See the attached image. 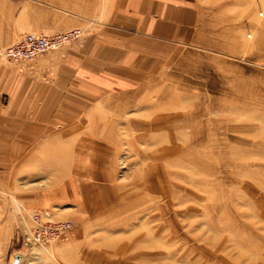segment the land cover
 <instances>
[{
	"label": "rangeland",
	"instance_id": "rangeland-1",
	"mask_svg": "<svg viewBox=\"0 0 264 264\" xmlns=\"http://www.w3.org/2000/svg\"><path fill=\"white\" fill-rule=\"evenodd\" d=\"M44 1L0 0V46L42 33L26 28ZM198 2L194 42L138 91L69 113L84 142L45 160L0 157V234L11 220L14 234L0 264H264V0ZM46 222L71 227L48 245L30 232Z\"/></svg>",
	"mask_w": 264,
	"mask_h": 264
},
{
	"label": "crops",
	"instance_id": "crops-1",
	"mask_svg": "<svg viewBox=\"0 0 264 264\" xmlns=\"http://www.w3.org/2000/svg\"><path fill=\"white\" fill-rule=\"evenodd\" d=\"M44 2L46 8L37 18L32 19L28 10L33 25L26 29L46 34L73 28L84 32L23 66L0 62V102L1 97L8 99L0 111L10 113L16 127L11 142L17 144L11 154L0 152V157L45 160L60 144L84 142L83 120L69 113L81 112L83 118L99 109L106 96L138 91L173 48L194 42L202 13L198 0ZM31 142L37 143L36 149L23 151L19 145ZM18 200L25 205L24 198ZM11 215L17 217L13 211ZM2 227L0 262L9 256L14 237L12 220Z\"/></svg>",
	"mask_w": 264,
	"mask_h": 264
},
{
	"label": "built area",
	"instance_id": "built-area-1",
	"mask_svg": "<svg viewBox=\"0 0 264 264\" xmlns=\"http://www.w3.org/2000/svg\"><path fill=\"white\" fill-rule=\"evenodd\" d=\"M83 32L79 28L69 29L54 34H43L28 32L17 42L0 46V60L13 62H24L31 60L38 55L55 50L60 46L73 42L82 36ZM34 222H37L38 215H32ZM41 227V228H40ZM35 229L31 230V234H46L48 238L45 242L50 245L54 240L60 238L71 227L70 222H46ZM44 238V236H42Z\"/></svg>",
	"mask_w": 264,
	"mask_h": 264
},
{
	"label": "bare ground",
	"instance_id": "bare-ground-1",
	"mask_svg": "<svg viewBox=\"0 0 264 264\" xmlns=\"http://www.w3.org/2000/svg\"><path fill=\"white\" fill-rule=\"evenodd\" d=\"M7 61V60H6ZM126 245V244H125ZM119 251H121V250H119Z\"/></svg>",
	"mask_w": 264,
	"mask_h": 264
}]
</instances>
